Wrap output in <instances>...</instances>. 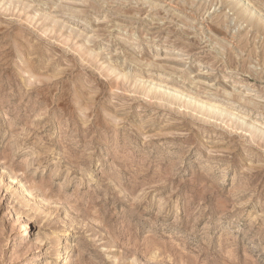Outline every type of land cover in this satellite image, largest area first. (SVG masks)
<instances>
[{"label":"rangeland","instance_id":"rangeland-1","mask_svg":"<svg viewBox=\"0 0 264 264\" xmlns=\"http://www.w3.org/2000/svg\"><path fill=\"white\" fill-rule=\"evenodd\" d=\"M263 30L264 0H0V264H264Z\"/></svg>","mask_w":264,"mask_h":264},{"label":"bare ground","instance_id":"bare-ground-1","mask_svg":"<svg viewBox=\"0 0 264 264\" xmlns=\"http://www.w3.org/2000/svg\"><path fill=\"white\" fill-rule=\"evenodd\" d=\"M238 11H239V10H238ZM241 12H242V10H241ZM238 13H239V12H238ZM236 14H237V13H236ZM240 14H241V13H240ZM249 14H250V15H249V16H250V18H252L253 14L251 13V10H250ZM237 16H238V15H237ZM242 16H243V15H240V16H238V18H239V17H242ZM247 18H248V17H247ZM239 19H240V18H239ZM241 20H242V19H241ZM254 22H255V21H254ZM250 24H251V23H250ZM252 24H254V23H252ZM249 26H252V27H254V28H255V30L257 29V30L261 31V30H260V28H259V26L257 25V23H256V24H254V25H249ZM252 27H251V28H252ZM262 28H263V27H262ZM255 30H254V31H255ZM257 33H258V32H257ZM262 33H264V30H263V32H262Z\"/></svg>","mask_w":264,"mask_h":264}]
</instances>
